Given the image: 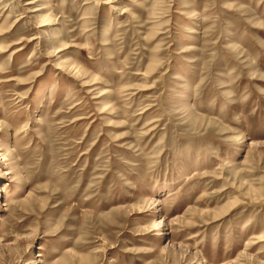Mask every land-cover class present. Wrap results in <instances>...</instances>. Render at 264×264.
Masks as SVG:
<instances>
[{
  "label": "rangeland",
  "instance_id": "rangeland-1",
  "mask_svg": "<svg viewBox=\"0 0 264 264\" xmlns=\"http://www.w3.org/2000/svg\"><path fill=\"white\" fill-rule=\"evenodd\" d=\"M0 264H264V0H0Z\"/></svg>",
  "mask_w": 264,
  "mask_h": 264
},
{
  "label": "bare ground",
  "instance_id": "bare-ground-1",
  "mask_svg": "<svg viewBox=\"0 0 264 264\" xmlns=\"http://www.w3.org/2000/svg\"><path fill=\"white\" fill-rule=\"evenodd\" d=\"M50 19V18H49ZM47 23H50V21L48 19H45L41 24H47ZM162 222V221H161Z\"/></svg>",
  "mask_w": 264,
  "mask_h": 264
}]
</instances>
